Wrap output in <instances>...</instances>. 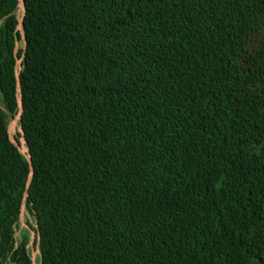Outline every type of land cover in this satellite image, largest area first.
<instances>
[{"label":"trees","instance_id":"1","mask_svg":"<svg viewBox=\"0 0 264 264\" xmlns=\"http://www.w3.org/2000/svg\"><path fill=\"white\" fill-rule=\"evenodd\" d=\"M23 203L40 264H264V0H0V264Z\"/></svg>","mask_w":264,"mask_h":264},{"label":"rangeland","instance_id":"2","mask_svg":"<svg viewBox=\"0 0 264 264\" xmlns=\"http://www.w3.org/2000/svg\"><path fill=\"white\" fill-rule=\"evenodd\" d=\"M23 11H24V7L22 3H20L16 13L19 19V23L17 27L21 30H22L21 19H22ZM17 46L24 47L23 36L17 40ZM19 61L20 59L18 60V62ZM18 117H19V114L17 113L14 117L9 119V122H8L9 134L14 141L17 140L18 146L21 152L28 155L27 146L25 145V140L22 136V129L19 125ZM23 234L27 235L28 237V242L26 246L29 249L31 259H32V264H40V252H39V247H38V235H37L35 218H34V215L25 206L24 203L22 204L19 221L16 226L15 233H14L15 240L19 241L22 238Z\"/></svg>","mask_w":264,"mask_h":264},{"label":"water","instance_id":"3","mask_svg":"<svg viewBox=\"0 0 264 264\" xmlns=\"http://www.w3.org/2000/svg\"><path fill=\"white\" fill-rule=\"evenodd\" d=\"M24 7V6H23ZM24 12V11H23Z\"/></svg>","mask_w":264,"mask_h":264}]
</instances>
